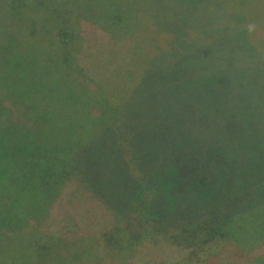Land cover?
Segmentation results:
<instances>
[{
  "label": "trees",
  "instance_id": "16d2710c",
  "mask_svg": "<svg viewBox=\"0 0 264 264\" xmlns=\"http://www.w3.org/2000/svg\"><path fill=\"white\" fill-rule=\"evenodd\" d=\"M126 1L34 0L40 11L32 21L25 18V14H16L20 4L22 10L27 11L25 0L5 6L11 12L5 25L15 32L9 34L22 42L20 47L24 52L17 53V59L24 58L17 62L15 73L17 81L23 84L20 90L6 80L0 82V264H107L95 255L107 251L111 256L126 248L147 252L145 244L151 247V254H158L151 264H220L222 257L229 255V249L241 258L245 255L250 264H264L261 255L246 254L264 236V203L245 210L247 212L228 210L222 220H216L217 215L211 211L175 217L165 213L154 222L144 224L120 216L107 230L93 235L85 233L74 240L67 239L62 227L48 225L45 221L48 199L55 196L72 174L66 159L49 153L55 148L49 143L57 137L56 129H61L71 143H87L104 129L119 125L117 115L139 87V79L134 86H131L132 81L138 76L141 78L155 60L166 57L174 63V57L180 56H177L180 48L183 53L193 42L189 40L193 37L190 29L198 24L207 27L213 21L216 23L220 12L229 13V18L233 19L229 26L243 27L246 45L263 55L252 38L256 34L255 25L259 26L264 20V0H200L196 13L184 21L186 25L178 23L175 12L172 15V2L162 1L152 7V0H137L135 6ZM167 12L171 13L172 20L165 18ZM155 15L167 25L170 23L175 32L162 31L167 28L161 29ZM4 16H0V21ZM202 17L208 22L197 19ZM242 19L244 24L239 26ZM81 21L90 22L103 31L102 44L87 43ZM147 21L151 22L154 33L145 37L137 29ZM249 25H254L251 32ZM180 32L187 37L179 39L176 33ZM149 42L158 43L154 53H151L152 48L146 49ZM28 49L31 56L25 52ZM24 85L35 90V96L28 97ZM9 89L14 91L7 95ZM6 99L20 105V111L11 108ZM18 127H23L26 133L16 131ZM214 150L222 151L219 147ZM18 153L22 159L13 158ZM27 154L30 157H26ZM174 156L164 160L168 161L169 169H176ZM59 158L65 161L64 165ZM210 174L214 176L215 171ZM191 180L197 183L196 176ZM181 181L185 180L169 184L170 193L177 194ZM153 190L158 198L160 187L154 186ZM125 202L123 204L129 205ZM180 210L181 207L175 206L172 211ZM111 237L118 242L115 250H100L101 243L109 248L107 243L112 241ZM3 241L9 242L11 247L22 248L25 244L26 249H6ZM87 242L93 245L82 246ZM90 253L92 256L87 257Z\"/></svg>",
  "mask_w": 264,
  "mask_h": 264
},
{
  "label": "rangeland",
  "instance_id": "374dc122",
  "mask_svg": "<svg viewBox=\"0 0 264 264\" xmlns=\"http://www.w3.org/2000/svg\"><path fill=\"white\" fill-rule=\"evenodd\" d=\"M14 1L0 0V16L5 15L0 21V82L6 80L20 90L23 84L17 81L15 73L17 62L24 58L17 59V53L24 52L20 47L22 42L9 34L15 32L5 25L11 14L5 6ZM33 1L25 0L27 11H23L20 4L16 14H25V18L34 20L40 8ZM162 1L172 2V15L177 14L180 25L196 13L200 2L152 0L151 5L155 7ZM126 2L135 6L137 0ZM167 14L165 18L172 20L171 13ZM156 16L161 29L167 28L162 31H174L170 23L167 25ZM220 16L216 23L213 21L207 27L193 24L189 34L196 40L189 38L193 42L183 53L180 48L181 53L177 54L180 56L174 57V63L166 57L155 60L144 69L141 78L138 76L132 81L131 86H134L139 79V87L117 115L119 125L104 129L87 143H71L61 129H56L57 137L49 143L55 148L49 153L66 159L72 174L55 196L48 199L45 219L48 225L62 227L67 239L74 240L85 233L93 235L107 230L120 216L144 224L154 222L165 213L175 217L211 211L217 215L216 220H222L228 210L247 212L245 210L264 203V20L259 26L255 25L256 34L252 38L263 50L262 55L246 45L243 27L229 26V22L233 23L229 13L220 12ZM197 19L202 22L207 18ZM244 21L242 19L239 26ZM149 22L137 29L145 37L154 33ZM81 23L87 43L102 44L103 31L90 22ZM176 35L179 39L187 37L181 32ZM157 45L149 42L146 49L152 48L151 53H154ZM25 52L31 56V50ZM24 89L28 97L37 93L26 85ZM8 91L10 95L14 90ZM6 101L11 108L20 111V105L9 99ZM15 130L26 133L23 127ZM215 147L222 151L216 153ZM173 156L176 169H169V165L166 167L168 161L164 160ZM13 158L22 159V155L18 153ZM59 159L64 165L65 161ZM213 170L214 176L210 174ZM195 176L197 183L191 180ZM198 178L204 183L200 184ZM183 179L177 194L170 193L169 184ZM154 186L160 187L158 198H155ZM124 201L129 205L123 204ZM175 206L181 210L173 212ZM111 238L107 243L109 248L101 243L100 250H115L118 242ZM3 244L6 249H26L25 244L22 248L11 247L7 241ZM90 245L93 244L82 243L84 247ZM150 248L145 244L147 252L126 248L111 256L107 251L95 256L102 257L107 264H151L158 254H151ZM229 250L220 264L251 263L245 255L241 258ZM246 254L250 257L261 255L264 260V236ZM91 256L90 253L87 257Z\"/></svg>",
  "mask_w": 264,
  "mask_h": 264
},
{
  "label": "clouds",
  "instance_id": "9594fccd",
  "mask_svg": "<svg viewBox=\"0 0 264 264\" xmlns=\"http://www.w3.org/2000/svg\"><path fill=\"white\" fill-rule=\"evenodd\" d=\"M253 29H254V25H249V26H248V30H249V32L253 31Z\"/></svg>",
  "mask_w": 264,
  "mask_h": 264
}]
</instances>
